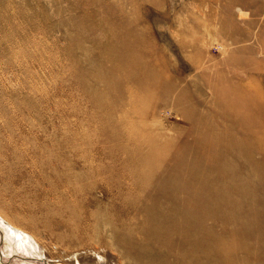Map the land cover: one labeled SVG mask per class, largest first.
<instances>
[{"label": "rangeland", "instance_id": "rangeland-1", "mask_svg": "<svg viewBox=\"0 0 264 264\" xmlns=\"http://www.w3.org/2000/svg\"><path fill=\"white\" fill-rule=\"evenodd\" d=\"M211 183L264 211V0H0V264H264V215L155 214Z\"/></svg>", "mask_w": 264, "mask_h": 264}, {"label": "bare ground", "instance_id": "bare-ground-1", "mask_svg": "<svg viewBox=\"0 0 264 264\" xmlns=\"http://www.w3.org/2000/svg\"><path fill=\"white\" fill-rule=\"evenodd\" d=\"M127 38H125V37H118V39H117V49H118V51H117V53H116V49H114V51L112 50V49H110L109 51H108V53H112V51H113V54H111L114 58H117L118 60H122L123 58L124 59H128L129 57H128V54H130V44H128V39L126 40ZM112 50V51H111ZM128 63V62H127ZM132 64V63H131ZM227 100H229V99H227ZM231 101V100H230ZM228 102V101H227ZM230 103V102H229ZM231 105V103L230 104H228L227 105V107L229 108V106ZM227 107H225V108H227ZM232 123H234V122H232L231 121V123L229 124L230 125V127H231V124ZM228 125V126H229ZM234 125V124H233ZM228 128V127H227ZM248 133H250V132H248ZM231 133H229L227 136L225 135L224 136V140H222V141H224L225 143H226V148L227 149H223L224 150V154H225V156L224 157H220L221 156V154H220V150H219V157L220 158H218V156H217V158H215V160L214 161H217V163H218V165H219V167H218V169L220 170V172H221V174L225 177L226 176V178L227 179H235V178H239V176H241L240 175V171L239 170H237V171H234L233 173L232 172H230L228 169L230 168L229 166L231 165V166H235L234 165V162H235V159L234 158H242L244 155H243V153H244V151H243V145H245V144H240V142H239V138L236 136V135H230ZM236 134V133H235ZM250 141V140H249ZM223 142V143H224ZM242 142V141H241ZM248 142V141H247ZM243 143V142H242ZM246 146V145H245ZM244 146V147H245ZM248 147H250V146H248L247 145V147H245V154L248 156H250L251 158H252V156H251V151L248 149ZM253 147V146H252ZM254 152V151H253ZM224 154H222V155H224ZM248 165H246V167H247ZM255 168V167H254ZM245 169V168H244ZM253 169V166H249L248 167V170L250 171V173H252V170ZM229 171V172H228ZM236 172V173H235ZM230 173V174H229ZM211 178L214 180L215 179V175L213 176V175H211ZM153 185V184H152ZM209 190L207 191V194H208V197L209 198H211V199H213L214 200V203L212 204V208L211 209H208V207H207V204H206V202H199V204L197 205V206H195V205H193L194 203H192V201L193 200H191V201H188L187 199L184 201V202H182V203H177L175 200H173V198H172V195L169 193V197H168V199L166 198L165 200H163V201H161L160 199L158 200V198H154V201H156V202H159V201H161V206L162 207H164L165 209H166V211H163V210H161L160 209V211H159V209L158 210H155V214H159V215H166V213H167V211L168 210H173V209H176V208H187V209H191V210H189L190 211V213H192V214H189L188 215V217H185V219L188 221V224H191V226L193 225H195V227H196V224L197 223H199V222H201V221H204V220H206V219H212V221H213V223H215V222H217V223H224V224H226L225 222H230V220L232 221V220H234V224H239L238 222H248V221H254V219H255V221H257V219L259 218V217H261L262 215H264V211H262V210H259V208H257V207H255V206H253V205H250L249 206V208L247 207V208H242V206H244V205H242V206H240V205H236V206H231V205H229V204H227L228 202L229 203H233L232 201H231V197L229 198L227 195H225L224 193H223V191L221 190V188L220 187H218V191L216 192V188H217V186L216 185H214L213 183H211V184H209ZM214 186H216V187H214ZM232 187V186H231ZM236 189V188H235ZM239 189V188H238ZM237 190V189H236ZM241 190V189H240ZM239 191V190H238ZM171 192H173V191H171ZM177 192V191H176ZM216 192V193H215ZM240 192H242V191H240ZM239 192V193H240ZM212 193H215L214 195H212ZM233 193H235V192H233ZM237 193V192H236ZM235 193V194H236ZM74 194V193H73ZM172 194H174V193H172ZM192 194V193H191ZM176 195H177V193H176ZM237 195H238V193H237ZM154 196H156V195H154ZM161 196V195H160ZM159 197V196H158ZM176 197V196H175ZM178 197V196H177ZM184 197V196H183ZM182 197V198H183ZM108 198V197H107ZM106 198V199H107ZM110 199V198H109ZM192 199V198H191ZM176 203H175V202ZM194 202H195V199H194ZM185 206V207H184ZM195 206V207H194ZM145 209H147V210H144L146 213H147V215L149 216V214H148V211H149V208H145ZM183 209H179L181 212L183 211ZM186 209V210H187ZM189 211H187V212H189ZM257 211L259 212V213H257ZM181 212H179V213H181ZM257 213V214H256ZM186 215H187V213H186ZM175 217V216H174ZM180 217V216H179ZM184 217V216H183ZM150 218V217H149ZM124 219V218H123ZM173 219V218H172ZM172 219H169V222H170V220L172 221ZM175 219H177V218H175ZM157 220V219H156ZM174 220V219H173ZM184 220V219H183ZM209 221V220H208ZM208 221H207V223H206V225H208L209 223H208ZM225 221V222H224ZM181 222H183V221H181ZM157 223H158V221H157ZM172 223V222H171ZM152 224V223H151ZM159 224V223H158ZM5 225V224H4ZM7 225V224H6ZM10 225V224H9ZM185 225V224H184ZM184 225H181V226H184ZM201 225V224H200ZM205 225V226H206ZM164 226V225H163ZM173 225H171L170 227H172ZM161 227V226H160ZM185 227V226H184ZM207 227V226H206ZM165 228V227H164ZM177 228V227H176ZM179 228V227H178ZM181 228V227H180ZM199 228V227H198ZM201 228V227H200ZM6 230H8V231H6V236L7 237H9V238H12L13 239V241H16V242H18V243H20V244H22L21 242H25L26 240L28 241L29 239H28V237L25 235V234H21V233H23L22 231H20L19 229H16L15 227H10V228H5ZM4 229V230H5ZM184 229V228H183ZM153 230V229H152ZM156 230V229H155ZM173 230V229H172ZM165 231V230H164ZM163 231V232H164ZM167 231V230H166ZM9 232H10V234H9ZM125 232V231H124ZM187 232V231H186ZM150 233H152L151 232V230H150ZM155 233H157V232H155ZM154 233V234H155ZM162 233V232H161ZM189 233V232H188ZM187 233V234H188ZM191 234H195V232H190ZM148 234H149V232H148ZM153 234V233H152ZM154 234L152 235V236H154ZM157 234H159V232L157 233ZM167 234V233H166ZM19 235L21 236V239L20 240H18V238H16V237H19ZM149 235H151V234H149ZM156 235V234H155ZM162 235V234H161ZM164 235V234H163ZM185 238H187L186 237V235H185ZM6 240V239H5ZM183 240V239H182ZM12 241V242H13ZM184 241H185V239H184ZM13 245V244H12ZM11 245V246H12ZM24 245V244H23ZM184 245V244H183ZM17 246H18V244H17ZM26 247V246H25ZM24 247V248H25ZM27 248V247H26Z\"/></svg>", "mask_w": 264, "mask_h": 264}]
</instances>
